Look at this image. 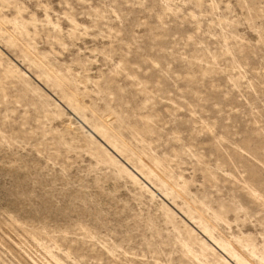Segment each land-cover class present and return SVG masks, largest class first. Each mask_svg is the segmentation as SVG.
Wrapping results in <instances>:
<instances>
[{"label": "rangeland", "instance_id": "1", "mask_svg": "<svg viewBox=\"0 0 264 264\" xmlns=\"http://www.w3.org/2000/svg\"><path fill=\"white\" fill-rule=\"evenodd\" d=\"M227 243L264 264V0H0V264H236Z\"/></svg>", "mask_w": 264, "mask_h": 264}, {"label": "bare ground", "instance_id": "2", "mask_svg": "<svg viewBox=\"0 0 264 264\" xmlns=\"http://www.w3.org/2000/svg\"><path fill=\"white\" fill-rule=\"evenodd\" d=\"M47 76L52 78L54 81H57V83H59V85H61V81L57 77H55L53 74H50V73L48 74V72H47ZM97 134L100 135L109 144V146L112 148V150L114 152H117L121 155L131 153L135 157L137 163L139 164V170H140L139 172L143 176L154 177L157 180V182L160 183V185L163 186L167 191L171 192L172 194L177 195L178 197H182V198L184 197L183 192L178 191L174 184L166 182L167 180L165 181V178H166L165 171H163L162 173H158V170L162 166L157 161L150 159L146 155H141V154H137L135 152H132L130 150L129 146L125 142L120 140L116 135L111 133V131L107 127L102 128V130L98 131ZM121 171L128 173V175L131 179H133V180L137 179L136 175L128 172L127 169L123 168ZM221 247L226 252H229L232 260H234V262H236V264H252L251 259H253L257 256L256 252L251 250L247 257H243V256L239 255L232 248L230 243L222 244ZM260 260L263 261L264 258L260 257ZM221 263L222 264H229L228 261H226L224 259L222 260Z\"/></svg>", "mask_w": 264, "mask_h": 264}]
</instances>
